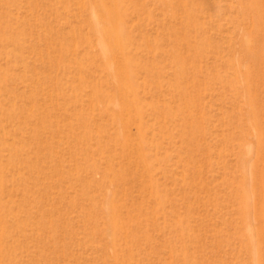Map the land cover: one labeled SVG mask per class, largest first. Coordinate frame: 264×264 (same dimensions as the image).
I'll use <instances>...</instances> for the list:
<instances>
[{
	"label": "rangeland",
	"instance_id": "1",
	"mask_svg": "<svg viewBox=\"0 0 264 264\" xmlns=\"http://www.w3.org/2000/svg\"><path fill=\"white\" fill-rule=\"evenodd\" d=\"M104 4L0 0V264H264V0Z\"/></svg>",
	"mask_w": 264,
	"mask_h": 264
},
{
	"label": "bare ground",
	"instance_id": "2",
	"mask_svg": "<svg viewBox=\"0 0 264 264\" xmlns=\"http://www.w3.org/2000/svg\"><path fill=\"white\" fill-rule=\"evenodd\" d=\"M98 1V3H99V5L101 6V8L103 9V11H104V14L106 15V17H107V25L109 26V30H110V33H114V37L115 38H120L119 37V33L116 31V25H117V17H116V15L114 14V12L112 13V11L113 10H109V7L108 6H106L105 4H104V0H97ZM256 5V4H255ZM255 5H253L252 6V12L255 10V12H253V15L255 16V14H256V18H257V20H259V18L261 17V16H259V13H257L256 11L258 10V8L257 9H255L254 8V6ZM258 6V5H257ZM114 7H117V0H114V6H112V8L114 9ZM111 7H110V9H112ZM115 16H114V15ZM261 15V14H260ZM254 18V17H253ZM115 24V25H114ZM110 52H111V50H110ZM248 207V205L247 204H245V208H247ZM247 230H248V227L246 228Z\"/></svg>",
	"mask_w": 264,
	"mask_h": 264
}]
</instances>
